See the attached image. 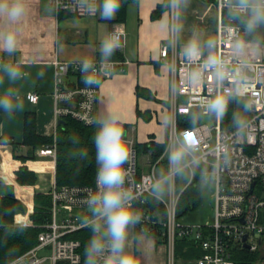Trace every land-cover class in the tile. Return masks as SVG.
Masks as SVG:
<instances>
[{"label":"built area","instance_id":"built-area-1","mask_svg":"<svg viewBox=\"0 0 264 264\" xmlns=\"http://www.w3.org/2000/svg\"><path fill=\"white\" fill-rule=\"evenodd\" d=\"M49 1L56 12L65 11L75 16L98 14L79 7L78 0ZM214 5L218 22L213 37L217 46L213 51L228 61L230 69L241 72V60L234 59L231 54L232 29L226 31L227 25L233 21L226 14L224 0H216ZM114 31L121 34L122 47L118 51L123 52V32L113 28L109 34ZM171 39L169 33L168 38L160 44L159 58L170 67L166 119L174 116L175 122L167 127L164 125L162 140L148 137L139 142L125 128V139L130 147L129 160L125 164L129 169L125 187L138 193L133 204L143 216L142 221L134 228L141 234L151 233L163 241L169 264H174V243L180 237L192 238L200 244L203 253L194 264H264V54L256 55L250 51L243 57L246 66L243 67L242 74L247 77L243 100L249 108L245 110L240 104L236 110L247 122L246 135L238 138L235 136L233 116L226 126L223 120L211 118V122L205 121L204 104L216 94L215 80L210 71H204L199 83H190L187 76L194 69L201 68L202 58L197 61L186 60L180 54L182 43L179 44L177 40L170 42ZM257 42L264 49V43ZM92 60L96 69L94 74L100 81L111 78L127 62L125 59H111L107 64H101V59ZM80 62L54 61L56 123L66 116L85 125H93L89 121L97 119L95 105L99 87H90L83 82ZM228 83L234 85L235 80L229 79ZM26 97L35 103L38 94L29 92ZM191 113L198 114L201 118L195 127L190 124V119H186ZM180 118L182 122L189 123L179 127ZM185 128L191 129L193 137L199 141L201 153H211L213 148L223 145V149L208 155L204 165L209 170L215 165L217 173L216 183L212 186L214 213L210 222L191 223L177 217L178 199L194 177L185 180L180 188L176 186V181L174 190L161 200H155L149 193L153 177L167 167V146L175 139L178 131ZM151 143L162 145V150L157 152ZM142 147L145 148L142 150ZM223 150L229 153L227 163L222 160ZM36 155L49 156L52 164L50 169L54 173L55 139L50 146L39 148ZM96 190V173L92 184L58 185L53 178L48 190L51 195L49 218L40 225L35 245L17 255L23 257V264H85L80 251V239L70 235L88 228L82 223V218L92 215L87 199ZM150 198L161 204L164 210L160 211L154 203L150 204ZM15 223L17 226L33 225L28 215L15 219ZM242 249L249 253L259 252L260 255L255 261L242 259L237 256L238 250ZM12 260L5 264H11ZM100 264H103L102 258Z\"/></svg>","mask_w":264,"mask_h":264},{"label":"clouds","instance_id":"clouds-1","mask_svg":"<svg viewBox=\"0 0 264 264\" xmlns=\"http://www.w3.org/2000/svg\"><path fill=\"white\" fill-rule=\"evenodd\" d=\"M122 0H78L79 7L88 11L98 12L100 18L111 20L115 17ZM189 0H162V7L168 10L160 26L171 35V41L182 38L184 23L183 10L188 6ZM224 9L233 23L227 25L232 29L233 46L232 57L241 60V72L228 67V61L223 56L214 53L217 42L211 36L205 38L201 29L193 27L190 36L184 40L180 47V54L188 61L201 60V68L191 71L187 79L197 84L203 78L204 71H210L215 83L216 94L207 99L204 104V114L207 118L222 121L227 113L230 102L243 105L248 110L249 105L243 100L247 87V77L242 74L246 61L243 60L247 52L256 55L264 54L257 42L259 30L264 28V0H224ZM27 0H0V18L8 26V30L0 36V53L13 54L17 50L19 27L26 15ZM264 43V41H260ZM122 47L121 34L114 31L108 34L99 45L101 64H107L115 51ZM95 63L92 59L80 62V72L83 82L88 86L100 87L101 81L94 74ZM25 73L16 64L0 63V84L5 78L10 85L0 92V111L13 113L23 106L19 89L11 86L22 79ZM229 79L235 84L229 85ZM67 98V97H66ZM193 127L200 117L191 113L189 115ZM175 122V117L165 119L164 125ZM89 123L98 127L93 137L95 145V159L97 163L96 187L97 190L87 199V206L92 215L82 218L85 227L90 228V236L85 247V264H138L134 251L128 249L130 229L142 221V213L134 207L137 199L135 193L125 187V179L129 169L125 164L129 160L130 147L125 139L123 127V113L117 107L108 106L103 115ZM235 136L243 138L246 135L247 122L235 111L233 113ZM72 143H79L78 138L72 137ZM223 149L218 145L211 153H201L200 144L192 135L189 128L180 129L175 139L166 148L167 167L160 170L152 179L149 193L155 200H161L175 188L177 179H191L197 177L201 186L211 187L216 183L217 173L215 165L209 170L204 167L207 157ZM86 151L78 153L85 156ZM223 163L229 160L227 150L222 152ZM190 170V172H189ZM23 227L17 226L9 230L10 234L22 232ZM145 235L147 233L145 232ZM11 264H23V257L15 255Z\"/></svg>","mask_w":264,"mask_h":264},{"label":"crops","instance_id":"crops-1","mask_svg":"<svg viewBox=\"0 0 264 264\" xmlns=\"http://www.w3.org/2000/svg\"><path fill=\"white\" fill-rule=\"evenodd\" d=\"M161 2L162 0H138L137 3H129L126 20L115 22L113 19L100 18L99 13L96 16H75L65 11L56 12L49 0H27L26 15L18 25L16 52L0 53V63L16 64L25 73L22 79L11 85L19 89L23 106L11 114L0 111V167L1 158H10L7 168H2L5 170L0 172V176L10 178L11 184L19 189L21 186L31 190L27 203L20 197L25 206L32 207L34 191L49 190L54 173L50 167L44 173L33 167V163L30 166V160L22 162L14 158L13 154L26 150L23 144L24 116L29 112L34 113L36 133L42 136L52 135L54 140L58 127L54 113V61L100 59L99 45L113 28L123 32L122 53L127 62L123 64L122 70L115 71L111 78L101 81L95 105L96 117H101L108 106L117 107L123 113V124L130 125L129 133L136 141H145L149 135L156 137L155 126L150 124V120L155 116L154 112L162 108L161 103L165 106L164 112L167 115L166 98L170 86L169 67L159 58V46L169 36V32L161 28L160 21L168 10L158 18H151V12ZM215 9V5L210 2L189 0L188 6L183 10L184 30L178 43L183 44L193 27L201 29L205 38H213L218 22ZM7 30V24L0 18V36ZM9 85L10 82L5 78L3 84H0V92L5 91ZM137 87L146 89L154 98H148L142 93L138 95ZM29 92L38 94L35 103L27 99ZM137 109L148 111L151 118L144 120L137 116ZM138 122L140 125H132ZM23 164L36 172V181L32 185H20L15 181L14 171ZM187 217L188 215L185 220ZM14 218L19 217L15 215ZM127 250L135 252L138 264H169L166 247L162 243L156 244L152 237L137 234L134 227L130 229Z\"/></svg>","mask_w":264,"mask_h":264},{"label":"trees","instance_id":"trees-1","mask_svg":"<svg viewBox=\"0 0 264 264\" xmlns=\"http://www.w3.org/2000/svg\"><path fill=\"white\" fill-rule=\"evenodd\" d=\"M205 2L215 3L216 0H203ZM138 0H122L121 7L116 13L113 21L124 22L127 16V6L129 3H137ZM166 9L162 7V2L157 4L151 12V18H158ZM258 41H264V28L259 30ZM100 58V55H99ZM111 59H124L123 53L116 50ZM137 94H144L148 98L152 97L146 89L137 87ZM240 104L230 102L227 113L223 117L224 126L227 121L232 118L233 113L238 110ZM137 116L144 120H149L151 114L148 111H140L137 109ZM198 115V114H197ZM199 116V115H198ZM189 120V117L186 118ZM201 119V118H200ZM198 120V122L200 121ZM179 119L178 126L183 127L189 122H182ZM191 124V123H190ZM98 125H85L80 121L66 116L58 122L55 143H56V158L54 179L58 185H83L92 184L97 170V163L95 159V145L93 137ZM126 128V124H123ZM76 137L79 143H72V137ZM153 138V135H149ZM53 142V136H42L36 133L35 130V116L34 113L29 112L24 116V130H23V144L26 147L25 152L13 154L15 159L22 162L27 160L33 161L38 159L36 151L39 148L50 146ZM156 151L162 150V145L153 144ZM145 147H142V150ZM86 151L85 156H79L78 153ZM15 181L20 185H32L36 181V172L27 165H20L15 171ZM185 182V179H177V187L180 188ZM200 183L198 176L193 178V181L181 193L178 202L176 213L178 218H183L193 212L199 205L200 197ZM154 203L156 208L163 211L164 208L158 202H154L150 198V204ZM157 203V204H156ZM51 206V195L49 191L41 192L34 191L32 194V210L28 214V218L33 225L20 226L23 227L22 232H12L17 226L13 225L14 217L18 212H24L26 206L13 193L0 195V264H5L13 259V250H16L15 255H19L26 251L37 242V234L40 231V225L49 218V209ZM135 232H140L135 229ZM92 235L90 228H84L72 233L70 236L78 238L81 241V255L85 261V247ZM147 236L154 238L156 244H161L163 241L154 237L153 234ZM203 250L198 242L189 237H180L175 239L174 243V264H194V261L201 256ZM259 252L249 253L248 250H238L237 256L249 261H255L259 257ZM241 264V263H240ZM254 264V263H243Z\"/></svg>","mask_w":264,"mask_h":264},{"label":"rangeland","instance_id":"rangeland-1","mask_svg":"<svg viewBox=\"0 0 264 264\" xmlns=\"http://www.w3.org/2000/svg\"><path fill=\"white\" fill-rule=\"evenodd\" d=\"M211 4V3H210ZM212 5L214 6V3H212ZM216 10V9H215ZM169 67V66H168ZM169 73H170V67H169ZM169 90H170V86H169ZM169 96V94H168ZM168 96L166 98V100L168 99ZM161 107L164 108H160L158 110H156V112H154V117L150 120V124L155 126V134L157 139L162 140L164 138V121L166 119V114H165V106L161 103ZM139 121H142V119H139ZM146 122V121H144ZM126 124V123H124ZM135 126L140 125L139 122L136 124H133ZM126 127L128 129V131L130 132L131 128L130 125L126 124ZM154 137V135H153ZM11 156V153L9 155V157ZM6 158V157H5ZM7 159V160H6ZM5 160L3 158H1V164L2 167H0V172L4 171L5 168H7V164L10 161V158L8 160V158H6ZM35 162L29 161V165L33 163V167H35L37 170L46 173V169L48 167H51V160L48 156H43V157H38V159L33 160ZM30 165V166H31ZM3 167H5L4 169H2ZM0 195H4V194H8V193H13L16 196H19L18 198L20 199V197L27 203L28 202V197L30 194V189L27 187H21L22 189H19L18 187L12 185L10 178H2L0 176ZM24 191V192H23ZM200 203L198 205V207L191 212L188 217L185 220V217H183L185 222H194V223H198V222H206V221H212L213 218V213H214V200H213V195H212V186L211 187H203L200 185ZM167 195L164 197L166 198ZM30 211V207L26 206L25 211L22 212H18L16 214L17 217L20 218V216H24V215H28ZM13 225H16L15 223V219L13 221ZM17 226V225H16Z\"/></svg>","mask_w":264,"mask_h":264},{"label":"water","instance_id":"water-1","mask_svg":"<svg viewBox=\"0 0 264 264\" xmlns=\"http://www.w3.org/2000/svg\"><path fill=\"white\" fill-rule=\"evenodd\" d=\"M205 121H207V122H211V120L209 119V118H205ZM124 130H125V133H126V129L124 128ZM31 208V207H30ZM244 239H245V236H244Z\"/></svg>","mask_w":264,"mask_h":264}]
</instances>
